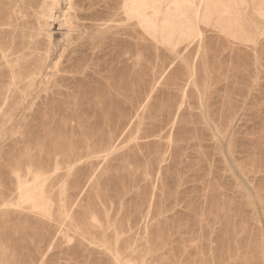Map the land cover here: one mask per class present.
<instances>
[{
  "label": "rangeland",
  "instance_id": "rangeland-1",
  "mask_svg": "<svg viewBox=\"0 0 264 264\" xmlns=\"http://www.w3.org/2000/svg\"><path fill=\"white\" fill-rule=\"evenodd\" d=\"M0 264H264V0H0Z\"/></svg>",
  "mask_w": 264,
  "mask_h": 264
},
{
  "label": "bare ground",
  "instance_id": "bare-ground-1",
  "mask_svg": "<svg viewBox=\"0 0 264 264\" xmlns=\"http://www.w3.org/2000/svg\"><path fill=\"white\" fill-rule=\"evenodd\" d=\"M250 2H251V1H250ZM50 39H51V38H50ZM42 56H43V55H42ZM48 57H49V56H48ZM48 57H47V58H48ZM42 64H43V63H42ZM42 67H43V66H42ZM38 69H39V68H38ZM39 74H40V73H39ZM34 75H35V74H34ZM41 75H42V74H41ZM41 75H40V77H41ZM50 75H51V74H50ZM52 75H53V74H52ZM34 78H35V77H34ZM16 175H17V174H16ZM27 200H28V199H27ZM41 209H42V208H41Z\"/></svg>",
  "mask_w": 264,
  "mask_h": 264
}]
</instances>
